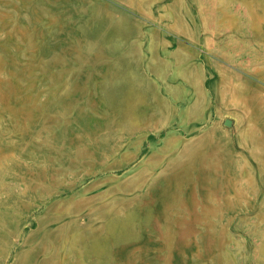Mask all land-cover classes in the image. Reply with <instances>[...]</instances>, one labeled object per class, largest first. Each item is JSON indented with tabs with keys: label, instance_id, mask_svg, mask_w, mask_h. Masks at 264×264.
I'll list each match as a JSON object with an SVG mask.
<instances>
[{
	"label": "rangeland",
	"instance_id": "obj_1",
	"mask_svg": "<svg viewBox=\"0 0 264 264\" xmlns=\"http://www.w3.org/2000/svg\"><path fill=\"white\" fill-rule=\"evenodd\" d=\"M255 65L264 0H0V264H264Z\"/></svg>",
	"mask_w": 264,
	"mask_h": 264
},
{
	"label": "crops",
	"instance_id": "obj_2",
	"mask_svg": "<svg viewBox=\"0 0 264 264\" xmlns=\"http://www.w3.org/2000/svg\"><path fill=\"white\" fill-rule=\"evenodd\" d=\"M259 67H260V65L253 66V69H254L253 71L255 73L254 76H255L257 82L260 83V84H262L261 85V88H263L264 87V74H263L264 69L262 68V66H261V68H259ZM235 87L239 88L240 89V92H243L245 94H249L251 92H254V93H256V92L257 93H259V92L260 93H263L262 95L261 94L260 95L257 94L258 96L256 98H257L258 101H262V103H264V92H263V89L262 90L261 89L259 90L257 86L256 87H252L249 84V82H241V83L239 82V84H236ZM165 89L167 91L166 92V95H167V98H168L169 101H171V102L172 101H174V102H180V101L172 100L169 97L168 90H167V86H166ZM231 98H233V95L231 96ZM243 98H245V99H243ZM229 100H230V98H229ZM230 105L233 106L236 110H239L240 112H246L248 109H250L249 108L250 103H249V101H248V99H247L246 96H241L238 99L233 100V102H231Z\"/></svg>",
	"mask_w": 264,
	"mask_h": 264
}]
</instances>
